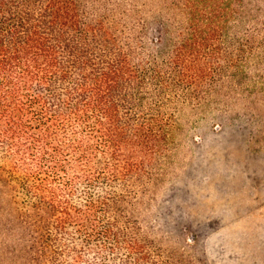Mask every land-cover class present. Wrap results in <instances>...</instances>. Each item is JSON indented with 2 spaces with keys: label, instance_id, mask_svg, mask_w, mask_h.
Here are the masks:
<instances>
[{
  "label": "trees",
  "instance_id": "16d2710c",
  "mask_svg": "<svg viewBox=\"0 0 264 264\" xmlns=\"http://www.w3.org/2000/svg\"><path fill=\"white\" fill-rule=\"evenodd\" d=\"M263 93L264 0H0V264H187L145 216L177 124Z\"/></svg>",
  "mask_w": 264,
  "mask_h": 264
},
{
  "label": "rangeland",
  "instance_id": "374dc122",
  "mask_svg": "<svg viewBox=\"0 0 264 264\" xmlns=\"http://www.w3.org/2000/svg\"><path fill=\"white\" fill-rule=\"evenodd\" d=\"M175 145L146 206L154 235L187 264H264V105L190 108Z\"/></svg>",
  "mask_w": 264,
  "mask_h": 264
}]
</instances>
